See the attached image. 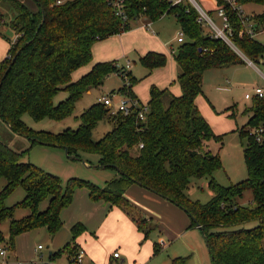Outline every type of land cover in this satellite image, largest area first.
Listing matches in <instances>:
<instances>
[{"label": "trees", "instance_id": "16d2710c", "mask_svg": "<svg viewBox=\"0 0 264 264\" xmlns=\"http://www.w3.org/2000/svg\"><path fill=\"white\" fill-rule=\"evenodd\" d=\"M55 3L56 0H0V8L8 9L7 14L0 10V26L7 24L14 35L6 59L0 62V118L14 133L28 138L30 145L18 152L0 140V180H6L0 191V223L9 222L8 241L0 231V244L6 242L5 247L13 251L18 236L39 228H47L55 236L63 227L61 212L71 205L78 189H87L93 201H103L130 215L136 213L125 195L131 186L138 185L195 218L197 223L192 221V226L200 225L213 264H264V99H253L245 111L252 114L249 124L263 130L261 137L237 131L248 139L244 149L248 177L229 187L219 185L213 178L222 162L220 154L209 147L212 141L221 142L223 135L214 133L196 104L197 97L203 95V78L208 69L245 61L222 40L207 33L197 21L198 12L188 2L128 0L131 19L144 8L152 21L173 15L188 37L189 41L174 54L182 95L175 97L168 89L152 87L145 120L139 119L143 105L138 101L139 106L131 107L128 116L118 112L110 117L112 128L99 141L93 139V131L110 111L100 101L83 111L75 129L57 134L35 131L24 122L25 115L36 122L63 121L73 115L76 102L86 92L101 87L113 73L127 74L116 62L98 63L73 81V73L92 62L96 42L124 33L132 25H123L106 0H70L59 6ZM231 23L238 48L250 59L262 56L264 49L259 44L240 35L234 14ZM140 62L152 72L165 66L166 56L148 53ZM136 83L132 77L130 86L124 84L117 92L137 100L132 93ZM61 92L68 93V97L57 104L55 99ZM38 145L67 148L68 155L75 158L82 152L97 154L98 168L116 170L118 177L103 188L77 178L69 179L64 187L58 176L25 161ZM209 177L211 200L202 204L191 199L188 192L193 179ZM19 187L25 191L24 199L8 207L6 200ZM247 191L251 192V201L243 206L239 200ZM45 201L47 208L40 210ZM18 209L29 210L30 214L16 219ZM136 215V224L147 237L155 228L146 232L143 225L147 219ZM84 231L83 225H75L71 242L51 258L76 255L80 249L75 241ZM158 253L155 244V254ZM178 263L185 264L174 260V264Z\"/></svg>", "mask_w": 264, "mask_h": 264}, {"label": "rangeland", "instance_id": "374dc122", "mask_svg": "<svg viewBox=\"0 0 264 264\" xmlns=\"http://www.w3.org/2000/svg\"><path fill=\"white\" fill-rule=\"evenodd\" d=\"M202 5L205 9H210L212 6L205 3ZM31 9L35 10V5L32 2H27ZM254 9L248 6V10ZM262 11L263 7L255 6V10ZM1 12L7 14L5 7L0 8ZM217 25L221 26V20L212 14ZM7 21L9 18H6ZM8 23V22H7ZM141 24V23H138ZM160 25H169L171 27V40L174 46V54H177L180 46L188 42L187 36H181V27L177 21L171 16H166V19ZM135 26V25H134ZM132 25L131 29L134 27ZM130 29V30H131ZM264 43V36L258 38ZM14 35L9 26H0V62L4 61L10 50ZM103 41V40H102ZM101 41H98V44ZM97 43V42H96ZM169 52L171 53L168 44ZM173 54V55H174ZM255 67L249 65L247 61L243 64L230 65L222 68L208 69L203 78V95L197 97L198 102L204 104L203 110L209 112L217 120L213 123V131L217 136H222V141H212L209 143L210 149L219 153L221 156L222 168L213 174L215 181L223 186L229 187L232 184L243 182L248 177L247 165L244 157V149L248 142L246 137H242L240 133L233 132L236 129V124L240 126L239 131L250 136L252 132L258 129L249 124L251 113L245 114V111L251 107L252 100H246L247 93L252 94L255 87L264 88V65L257 59H251ZM132 61V60H131ZM168 58L166 56V62ZM117 63L126 65L128 61H116ZM136 64L145 68L140 60ZM133 65V62L131 63ZM131 67V69H132ZM131 69L125 76L117 73L111 74L106 82L98 88H93L91 93H85L77 102L76 108L72 116L63 121H53L45 119L40 122L34 121L29 115L24 116V122L35 131H49L54 134L63 132L67 128L75 129L79 123L77 118L84 110L99 102V99L109 96L112 99V106L106 107L110 111L98 122L96 129L93 131V139L99 141L106 133H108L112 125L110 117L118 113L120 103L124 100L125 95L115 90L118 85L122 87L127 81L132 78ZM121 87V88H122ZM114 89V90H113ZM68 97V93L61 92L55 99V103H59ZM207 116V115H206ZM212 122L214 119H211ZM208 122V121H207ZM209 123V122H208ZM210 124V123H209ZM0 140L10 146L12 149L22 152L29 145V139L14 133L9 126L0 118ZM26 162H30L40 169L58 176L64 187L68 180L72 178L90 181L91 183L103 188L106 184L118 177V172L112 169H102L99 167V156L94 153H81L79 158L68 156L64 149L58 147L35 146L25 157ZM211 177L202 179H193L189 189L190 198L195 201H200L202 204L208 203L213 193L208 187ZM6 185V180H0V191ZM25 197V191L19 187L7 200L8 207L14 206L21 202ZM251 192L244 193L243 198L239 200L240 204L246 206L251 201ZM48 202L45 201L40 205V210L47 208ZM184 211V210H183ZM185 212V211H184ZM30 214L29 210L18 209L15 212L16 219H22ZM187 215V225L181 228V222L171 225L166 223L163 225L160 222L153 221L157 227L150 232L149 238L157 241L155 244H165L162 246L164 250H160L159 258L149 262L148 264H174V260L181 258L185 264H213L207 247L205 238L196 226H192V220ZM9 222L0 223V229L6 232ZM151 227V225H149ZM186 228H189L187 230ZM40 229V228H39ZM7 233H4V237ZM33 243L28 245V254L32 252L31 259L28 264H68L64 257L52 260L49 253L52 250L47 249L46 243L41 237L32 238ZM162 243H159L161 242ZM29 243V241H28ZM43 246L44 250L35 252L34 246L38 249ZM6 246V242L1 243L0 247ZM8 264H16L13 252L7 250ZM10 258V259H9ZM2 257H0V261Z\"/></svg>", "mask_w": 264, "mask_h": 264}, {"label": "crops", "instance_id": "0c3cea01", "mask_svg": "<svg viewBox=\"0 0 264 264\" xmlns=\"http://www.w3.org/2000/svg\"><path fill=\"white\" fill-rule=\"evenodd\" d=\"M166 16H171L177 21V18L173 15H164L157 21H152L150 28L145 27L141 22L133 23L132 25L135 26L131 30L112 36L99 42V44L98 42L95 43L92 48V62L76 70L72 75V80L78 81L88 74L98 63L128 61L130 65L132 62L135 65L131 66L132 69H130L132 77L137 79L132 93L142 105L147 106L149 103L152 87H157L160 90L168 89L173 96L180 97L182 90L180 84L177 82L179 69L173 55L174 46L171 43L173 41L171 39L172 34L170 33L171 27L169 25H160L164 22ZM181 33L183 32L181 31ZM168 44L171 53L169 52ZM148 53L165 55L168 61L165 66L149 72L146 68L136 64V61H139ZM121 87V85H118L115 90L119 91ZM91 91L92 89L87 93L89 94ZM196 104L201 114L212 127L217 119L207 111V114H205L202 102H198L196 99ZM211 119H214V121L212 122ZM238 128L240 126L236 124V129L233 132L239 131ZM125 196L133 204L136 213L133 211L130 215L128 212H124L122 209L111 206L103 201H93L87 189H78L74 194L71 205L61 212L63 227L55 236H51L47 228H40L16 238L12 251L15 258L14 263L28 264L33 254L32 252L28 254L27 246L34 244L33 237L42 238L46 243L47 249L52 250L49 253V257L51 258L53 254L59 253L71 242L73 238L72 228L77 224H81L85 228V231L75 241L79 249L85 252L84 264H148L159 258L160 250H164L161 246L162 244H157L159 253L155 254V243L157 241L149 238L150 234L146 237L144 232L139 230L135 221L136 214L138 213L144 217V220L145 218L147 219L143 225L146 232L150 228L149 225L153 228L157 227L153 224V221L160 222L163 225L167 223L170 227L172 223L176 224L178 221L182 223V228L184 225H187V215L178 206L138 185L131 186ZM186 229L189 230V228ZM0 231L3 235L7 233L5 240L8 241L9 224L6 232L1 229ZM159 243H162V241ZM34 250L35 252L38 251L35 246ZM117 252L120 253V257L114 258L113 255ZM61 257H64L66 262H68L69 256L62 255ZM61 257L51 259L55 260ZM178 259L181 261V258L175 260Z\"/></svg>", "mask_w": 264, "mask_h": 264}, {"label": "built area", "instance_id": "2783aa9c", "mask_svg": "<svg viewBox=\"0 0 264 264\" xmlns=\"http://www.w3.org/2000/svg\"><path fill=\"white\" fill-rule=\"evenodd\" d=\"M70 0H56L55 5L59 6ZM205 3L210 4L212 7L210 9H205L202 2L199 0H171L173 4H178L181 2H188L192 5L198 12L197 21L201 26L207 30V33L214 39L222 40L226 43L243 61L253 67L254 63L250 58H248L238 46L235 44V34L236 30L233 28L231 23V14H234L240 24V35L255 43L259 44L264 49V43L259 41V37L264 36V10H255V6H260L264 8V2L258 3L253 0H203ZM108 5L114 10L115 15L121 19L123 25H132L133 23L141 22L145 27L150 28L152 20L146 15V9L140 11L134 16L133 19L129 15L128 0H106ZM252 6L254 9L248 10V6ZM212 14L221 20V26L217 25ZM183 35V33H181ZM264 65V53L262 56L256 58ZM117 66L124 67L125 71L128 72L131 68L130 63L126 65H121L117 63ZM125 76V75H124ZM264 77V76H263ZM127 86H130V81L126 82ZM264 99V88L255 87L252 94L247 93L245 95L246 100L253 99ZM100 102L104 103L107 107L112 106V99L109 96H105L100 99ZM139 106L137 100L131 99L129 96L125 95L124 100L120 103L118 112H122L125 116H128L131 112V107ZM139 119L145 120V115L148 111V107L143 105L140 107ZM262 129H258L256 132H252L251 135L256 134L259 138L261 137ZM258 138V140H260ZM142 147V145H141ZM165 246V244H162ZM43 246L38 247V251L42 250ZM7 247H0V257L2 260L0 264H8L7 257ZM114 258H119L120 253H114ZM10 259V258H9ZM85 263V252L79 250L78 253L68 260V264H84Z\"/></svg>", "mask_w": 264, "mask_h": 264}, {"label": "water", "instance_id": "95a60500", "mask_svg": "<svg viewBox=\"0 0 264 264\" xmlns=\"http://www.w3.org/2000/svg\"><path fill=\"white\" fill-rule=\"evenodd\" d=\"M7 72H8V71H7ZM65 152H66V154L68 155V149H67V148L65 149ZM68 156H69V155H68ZM117 170H118V169H117ZM190 218H191L192 221H194L195 223H197L196 220H195V218H193V217H190ZM197 227L200 228V225L197 224Z\"/></svg>", "mask_w": 264, "mask_h": 264}]
</instances>
